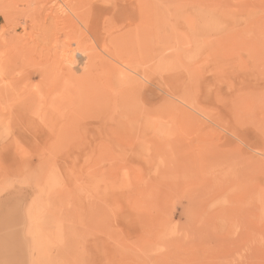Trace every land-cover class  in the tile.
I'll return each instance as SVG.
<instances>
[{
	"label": "rangeland",
	"instance_id": "1",
	"mask_svg": "<svg viewBox=\"0 0 264 264\" xmlns=\"http://www.w3.org/2000/svg\"><path fill=\"white\" fill-rule=\"evenodd\" d=\"M69 1L0 0V264H264V0H121L127 7L134 3L131 9L139 11V16L144 12L142 4H148L144 9L150 13H143L138 22L144 28L140 35L149 32L150 44L144 45L148 52L146 47L141 52L139 44L136 50L134 43L131 49L126 47L127 58L133 62L128 66L148 56L147 66L160 64L149 68L157 73L149 74L153 77L146 85L160 92L152 93L150 104L156 109L155 105L167 100L172 104L169 109L176 106L187 112L165 110L160 114L163 118L155 113L144 134L138 131L145 117L140 114L138 119L141 102L131 100L118 106V111L116 106L113 109L122 87L103 77L101 66L84 68L86 74L82 66L75 67L71 77L49 65L70 47L77 52L80 44L86 51L83 57L96 49L106 57L99 41L91 39L82 25L78 24L80 31L83 28L81 32L90 39L83 35L81 43L67 25L63 28L65 23L55 25L48 17L68 14L79 0ZM90 1V7H75L91 17L98 8L123 6L119 0ZM131 9L121 16L131 15ZM145 16L150 17L148 22ZM113 18L108 22L117 21L118 32L128 29L120 23L123 18L115 17V22ZM108 22L100 25V34L110 30ZM64 31H69L68 36ZM160 35L166 43L162 64L156 48ZM48 48L53 54H46ZM24 52H29V59ZM29 71L30 76L26 75ZM93 78H98L96 85L102 88L96 87ZM30 82L36 83L37 91L31 90ZM41 83L39 87L48 88L47 92L38 87ZM58 87L64 99L59 95L53 99ZM31 91H41L43 97L37 93L38 99ZM107 92L110 96L101 99ZM104 99L113 101L112 105L110 101L102 106ZM24 100H30V105ZM22 103L29 108L20 109L25 108ZM65 103L71 105L67 108ZM18 117L22 120H15ZM127 118L132 122L129 125ZM228 139L243 148V157L231 152ZM26 222H31L29 229Z\"/></svg>",
	"mask_w": 264,
	"mask_h": 264
},
{
	"label": "bare ground",
	"instance_id": "2",
	"mask_svg": "<svg viewBox=\"0 0 264 264\" xmlns=\"http://www.w3.org/2000/svg\"><path fill=\"white\" fill-rule=\"evenodd\" d=\"M67 1V0H66ZM71 1H72V4H74L73 3V0H70L69 2L71 3ZM76 1V0H75ZM99 1V0H98ZM115 1V0H114ZM120 2H122L121 0H119ZM123 1H125V0H123ZM128 1V0H127ZM136 1H138V0H136ZM145 2V0H142V2ZM148 1V0H147ZM146 1V2H147ZM27 2V1H26ZM33 2V1H32ZM39 2H40V0H39ZM44 2V1H43ZM61 2V1H60ZM77 2V4L75 5H71L70 7H69V13L68 14H65V15H59V14H57V13H54V14H50V15H48V17L52 20V21H54V23H55V25H56V22H62V23H65L64 25L65 26H63V28L65 27L66 28V25H67V28L69 27L70 28V34H73V35H77V39H78V42H81L82 43V41L83 42H85V39H84V37H82L83 35H86V38L88 39V36H87V34H85L84 32H81L82 30H83V28L81 29V31H80V29H79V27H78V24H80V26L82 25L86 30H87V33H88V35L90 36V37H92L91 39H94V41H96V40H98L99 41V43H100V51H102L105 55H106V57H104L100 52H98V50L96 51H92L90 54H85L84 55V57H83V51H85V50H81L80 48H82V46H81V44H80V46L78 45V48L76 47V49H77V52H75L74 51V49H71L70 50V48H69V50L67 51V49H66V51L67 52H65V53H63L62 54V56H61V58L58 56V58L59 59H55V57H53V62H51L49 65L53 68V69H55V70H57V71H62L63 73H65V75L67 74V75H69V76H74V73H75V70H77V68L79 67V66H82V68H81V71H83V73H85L86 74V70H84V68H90V67H96L97 65L98 66H101V69H102V71H103V77H106V78H108L110 81H112L113 83H114V85L115 86H120V87H122L121 89H119V90H121V92L118 94L117 93V96H118V102H114V104L112 105V103H113V101H111V103H110V105H112V108L114 109L115 107H113V106H116L117 108H116V110L117 109H119L118 108V106H120V105H122V104H124L125 102H127V101H139V102H141L140 103V105L142 104V111L140 110V111H138V116L140 117V114L142 115V114H144V119L142 120V123H141V125L139 126V132L141 133V134H144L145 132H147L148 131V129H149V124H151V120L152 119H150V117H152V116H154L155 115V113H159V116L161 117V115L160 114H162V112L164 111V112H166L167 110H169V111H177V112H179V113H182V114H186L187 112L185 111V110H183V109H180V108H176V106H173L172 108H170L169 109V105L171 104V103H169L167 100H165L164 98V100L165 101H161L160 103H156L157 102V100H156V102H155V104H157V106L155 105V107H157L156 109H154V107H153V105L154 104H150L151 103V99H154L153 97H152V93H155L156 91H154L155 89H153V88H151V87H149L148 85H146V83L147 82H151V79H150V76H152L153 77V75H149V74H153V72H154V70L153 71H151L152 69V67H156V66H160V64L159 63H157L158 65H156V66H152V67H150V66H147L148 64H145L150 58H149V56L147 57V58H141V60L138 62V63H135V65L134 66H128V65H132V63L133 62H131V61H129L128 60V53H129V49L127 48V47H130V49L132 48V46H133V44H131V43H134V49H135V45H140V48L138 47V49H140L141 50V47H142V50H141V52L143 51V48H145L146 46H144V45H147V44H150L149 42H148V40H149V32H148V34L146 35V34H142L143 35V37H140V36H142V35H140L139 34V31H140V25L138 24V22H139V19L140 18H142L143 16V13L144 14H146V12L147 13H150V12H148V11H146V7H148V4L146 3V4H142L143 5V11L144 12H142V10L140 11V12H142V15H140L139 16V11H134L133 9H131V8H134L133 7V5H134V3H133V5H132V7L131 6H129V7H127V6H125V5H123V2L121 3L123 6L121 7V5H117V3L116 4H113V6H111V7H108L109 9H102V8H98L99 10H97V11H93L92 13H93V16H88L87 14H88V12L87 13H85L86 11H84L83 10V12H81V11H79L78 10V5L79 4H87V5H89V7H90V3H91V1L90 0H79V1H76ZM97 2V1H96ZM109 2V1H108ZM107 2V3H108ZM113 2V1H112ZM111 2V3H112ZM129 2V1H128ZM62 3H63V1H62ZM93 3V2H92ZM100 3V2H99ZM126 3V2H125ZM58 4H60V3H58ZM94 4H95V2H94ZM127 4V3H126ZM129 4H131V2L129 3ZM139 4V3H138ZM70 5V4H69ZM107 5V4H106ZM144 5H146V7L144 6ZM75 6H77V7H75ZM81 5H79V7H80ZM99 6H101L100 4H99ZM103 6V5H102ZM47 7V6H46ZM65 7L67 8V4L65 5ZM82 7V6H81ZM84 7H86V6H84ZM97 7H98V4H97ZM144 7L146 8V9H144ZM61 8V7H60ZM64 8V7H63ZM77 8V9H76ZM106 8V7H105ZM136 8H137V6H136ZM135 8V9H136ZM41 9V8H40ZM82 9H83V7H82ZM128 9H131L132 10V12L130 13L131 15H129L128 17H129V19H128V17L126 16V14H129L128 12L127 13H125L124 15H122V16H124V17H127L126 19H127V21L128 22H125V20L126 19H124V17H122L121 16V14H122V12L124 11V12H126L125 10H128ZM63 10V9H62ZM94 10V9H93ZM59 11V10H58ZM65 11V10H64ZM134 11V12H133ZM68 12V11H67ZM123 12V13H124ZM95 13V14H94ZM166 13V12H165ZM159 14V13H158ZM162 15H163V13H161ZM160 14V15H161ZM166 15V14H165ZM115 18V17H117V18H119V17H121V19L123 18L124 20H120V23H121V25H123L125 28H128V29H126V30H124V31H122L123 29H121L120 27V32H118L119 30L117 29V27H116V25H115V23L117 22H115V20H117V19H114L113 17ZM147 16V15H146ZM145 16V21L144 22H148L149 20L147 19V18H149L150 19V17H146ZM151 16V15H150ZM159 15H156V17H158ZM155 17V18H156ZM162 17H164V16H162ZM161 17V18H162ZM111 18H113L114 19V21L113 22H115L114 24L112 23V24H110L111 22H108V21H111ZM160 18V19H161ZM48 19V18H47ZM112 19V20H113ZM120 19V18H119ZM156 19H154V23L156 22L155 21ZM157 20H158V18H157ZM165 20H166V18H165ZM165 20H164V22H163V24L165 23ZM140 21H142V20H140ZM162 21H163V19H162ZM100 22V23H99ZM103 22V24H101ZM109 23V25L108 24H106V27H108V26H110L111 25V28H110V30H108L107 29V31L104 33V34H100V30H99V28H100V25L102 26V25H104V23ZM157 22H159V20L157 21ZM143 23V22H142ZM160 23V26L162 25V22L160 21L159 22ZM61 24V23H60ZM59 24V25H60ZM148 25H149V23H147ZM156 24V23H155ZM154 24V25H155ZM58 25V24H57ZM119 24H117V26H118ZM142 25V24H141ZM146 25V24H145ZM144 25V26H145ZM151 25V24H150ZM157 25H159V24H157ZM81 26V27H82ZM147 26V25H146ZM163 26H165V24L163 25ZM162 26V27H163ZM56 27V26H55ZM104 27V26H103ZM123 27V28H124ZM159 27V26H158ZM191 28H192V25L190 26ZM60 28V27H59ZM105 28V27H104ZM104 28H102V29H104ZM146 29H147V27H145ZM61 29V28H60ZM60 29H59V31H60ZM142 29H144L143 27H142ZM141 29V30H142ZM162 29V28H161ZM163 29H164V27H163ZM193 29V28H192ZM64 30H66V29H64ZM118 30V31H117ZM153 30H155V29H153ZM191 30V29H190ZM68 31V32H69ZM144 30H142V32H143ZM149 31H150V29H149ZM65 32V31H64ZM63 32V33H64ZM68 32H65L66 33V35H67V33ZM104 32V31H103ZM138 32V33H137ZM141 32V33H142ZM161 32V31H160ZM56 33V32H55ZM62 33V32H61ZM102 33V32H101ZM146 33V32H145ZM60 34V33H59ZM69 34V33H68ZM160 34V33H159ZM162 34V33H161ZM55 35V34H54ZM58 35V34H57ZM63 35V34H62ZM65 35V34H64ZM144 35H146V37L144 36ZM163 35V34H162ZM162 35H160L161 36V38H162ZM68 36V35H67ZM160 36H156L157 38H158V42H160V43H158L159 44V46L158 47H156L157 49H159V52H158V55H160V58L158 57L157 59H159V62H161V64H162V62H164V55H163V53H162V51H163V49H164V43H165V40L163 39V38H165L164 36H163V38H162V40L160 39V41H159V37ZM59 37V36H58ZM63 37V36H62ZM73 37V36H72ZM149 37V38H148ZM155 39H157L155 36H153ZM20 39H22V38H20ZM55 39H56V37H55ZM63 39H65V41L67 40L66 38H63ZM86 39V40H87ZM90 39V38H89ZM88 39V40H89ZM70 40H71V38H70ZM87 40V41H88ZM54 40H52V42H53ZM59 41H60V39H59ZM73 41V40H72ZM76 41V39H74V42ZM93 41V40H92ZM202 41V40H201ZM56 42H57V40H56ZM64 42V41H63ZM146 42V43H145ZM151 43H152V41H150ZM60 43V42H59ZM62 43V42H61ZM60 43V44H61ZM77 43V42H76ZM89 43V42H88ZM25 44V43H24ZM26 44H27V42H26ZM53 44L55 45V43L53 42ZM59 44V45H60ZM77 44H79V43H77ZM76 44V45H77ZM87 44V43H86ZM126 44H127V47H126ZM157 44V45H158ZM166 44V43H165ZM61 45H63V43L61 44ZM65 45H67V44H65ZM72 45V44H71ZM152 45V44H151ZM88 46H90V45H88ZM88 46H87V48H88ZM99 46V45H98ZM148 46V45H147ZM45 47V46H44ZM51 47V46H50ZM53 47V46H52ZM64 47V46H63ZM151 47V46H150ZM26 48H28V47H26ZM26 48H25V50H26ZM30 49H31V47H29ZM33 48H36V47H33ZM54 48V47H53ZM74 48V47H73ZM93 48V47H92ZM190 47H188V49H189ZM194 48H196V47H194ZM38 50H41L40 48H37ZM45 49V48H44ZM49 49V51L47 52L46 51V54L48 55L49 53H50V55H51V52H52V50H50V48H48ZM47 49V50H48ZM60 49V48H59ZM59 49H58V51H59ZM79 49V50H78ZM94 49V48H93ZM150 49V48H149ZM35 50V49H34ZM43 50V49H42ZM41 50V51H42ZM57 50V49H56ZM61 50H62V48H61ZM81 50V51H80ZM136 50V49H135ZM145 50H147V52H148V49H147V47L145 48ZM152 50V49H151ZM165 50V49H164ZM195 50H197V49H195ZM195 50L193 51V52H195ZM198 50H200L199 48H198ZM24 51V50H23ZM31 50H29V52H30ZM37 51V50H36ZM35 51V52H36ZM54 51V50H53ZM87 51H88V49H87ZM188 51H190V50H188ZM16 52V51H15ZM20 52V51H19ZM27 52V51H26ZM29 52L27 53V55L25 54V52H24V54L26 55V57H28V59H29ZM32 52V51H31ZM44 52V51H43ZM62 52H63V50H62ZM86 52V51H85ZM139 52V51H138ZM184 52H186L185 50H184ZM191 52V51H190ZM190 52H188L189 53V55H192V57H193V55H194V57H196L195 56V54H190ZM200 52V51H199ZM198 52V53H199ZM133 53V52H132ZM136 53V52H135ZM145 53V52H144ZM155 53V52H154ZM197 53V52H196ZM16 54H19L18 52L16 53ZM31 54V53H30ZM44 54H45V52H44ZM52 54H53V52H52ZM59 54V53H58ZM134 54V53H133ZM155 54H157V53H155ZM13 55H15L14 53H12V57H13ZM20 55H22V54H20ZM24 55V56H25ZM32 55V54H31ZM39 55V54H38ZM138 55V54H137ZM142 55H143V53H142ZM197 55V54H196ZM17 56V55H16ZM24 56H22L23 58H24ZM54 56H57V55H54ZM78 56V57H77ZM79 56L81 57H83V58H79ZM133 56V55H132ZM132 56H130L131 57V59L133 58ZM144 56H145V54H144ZM156 56V55H155ZM167 56V55H166ZM15 57V56H14ZM18 57H19V55H18ZM21 57V58H22ZM42 58H43V55L41 56ZM142 57V56H141ZM153 57V56H152ZM157 57V56H156ZM31 58H32V56H31ZM44 58H45V55H44ZM48 58H51V56H48ZM139 58H140V55H139ZM11 59H13V58H11ZM14 59H16V57L14 58ZM19 59H20V57H19ZM135 60L137 59V58H134ZM165 59H167V57L165 58ZM191 59V61L193 60L192 58H190ZM24 60L25 61H27V59L26 58H24ZM33 60V62H34V58L33 59H31V61ZM38 60H41L42 61V59H38ZM46 60V59H45ZM51 60V59H50ZM152 60H154V59H152L151 58V61ZM16 61V60H15ZM18 61V60H17ZM46 61H48V60H46ZM85 61V62H84ZM137 61V60H136ZM167 61V60H166ZM165 61V62H166ZM23 62V61H22ZM37 63H39V62H36V64ZM41 63V62H40ZM46 62H44V64H45ZM148 63V62H147ZM149 63H150V60H149ZM35 63H34V65L33 66H35L36 65ZM42 64H43V61H42ZM41 64V66H43ZM142 64H145V65H143L142 66ZM38 65H40V64H38ZM48 65V63H47V66H49ZM49 66V67H50ZM97 66V67H98ZM145 66H147L146 68H145ZM44 67V66H43ZM75 67H77V68H75ZM163 67H164V64H163ZM37 67H35V69H36ZM46 68V67H45ZM99 68V67H98ZM151 70H150V69ZM34 68H31V71L33 70ZM78 69H80V68H78ZM163 69V68H162ZM164 69H166V68H164ZM38 70H40V69H38ZM149 70L151 71V73L149 72ZM155 70L156 71H158L156 68H155ZM31 71H29V73L28 74H26V75H29L30 76V73H31ZM34 71V70H33ZM45 71H46V69H45ZM97 71V70H96ZM99 71H100V69H99ZM98 71V72H99ZM164 71V73L166 72L165 70H163ZM14 72V71H13ZM52 73H53V71H51ZM91 72V71H90ZM93 72V71H92ZM91 72V73H92ZM9 73V72H8ZM8 73H7V76H8ZM34 73H35V71H34ZM40 73H41V71H40ZM46 73V72H45ZM57 73V72H56ZM61 73V72H60ZM82 73V72H81ZM88 73H89V71H88ZM155 73V72H154ZM157 73V72H156ZM155 73V74H156ZM163 72H162V74H164ZM195 73V72H194ZM6 74V73H5ZM54 74V73H53ZM53 74H51V76H50V78H49V80H52V75ZM90 74V73H89ZM95 74V73H94ZM93 74V75H94ZM101 74V75H102ZM13 75H15V74H13ZM24 76V78L25 77H27V76ZM43 75V74H42ZM45 75H48V74H45ZM50 75V74H49ZM66 75V76H67ZM196 75V74H195ZM20 76V75H19ZM84 76L85 75H82V77H83V79H84ZM155 76V75H154ZM157 76H159V73L157 74ZM157 76H155V77H157ZM192 76V75H191ZM190 76V77H191ZM42 76H40V79H42L41 78ZM45 77V76H44ZM54 77H56L55 75H54ZM97 77V76H96ZM163 77V76H162ZM196 77V76H195ZM195 77H194V79H195ZM47 78V77H46ZM61 78V77H60ZM69 78V77H68ZM15 79V78H14ZM21 79V78H20ZM26 79V78H25ZM27 79H29V77L27 78ZM39 79V80H40ZM45 79V78H44ZM44 79H43V81H44ZM59 79V78H58ZM62 79V78H61ZM65 78H63L62 80H64ZM94 79V78H93ZM98 78H96V79H94V80H96L95 81V85H96V82H98L99 80H97ZM150 79V80H149ZM159 79L161 80V78L159 77ZM163 79V78H162ZM190 79V78H189ZM10 80V79H9ZM13 80V79H12ZM16 80V79H15ZM14 80V81H15ZM72 80V79H71ZM91 80H92V78L90 79V82H91ZM152 80H153V78H152ZM196 80V79H195ZM199 80V79H198ZM11 81V80H10ZM23 80H20L19 82H22ZM25 81H27V80H25ZM34 81V80H33ZM41 81V80H40ZM43 81H42V83H43ZM47 81H48V79H47ZM56 81V80H55ZM67 81V80H66ZM101 81H102V79H101ZM164 81V80H163ZM162 81V82H163ZM190 81V80H189ZM194 81V80H193ZM192 81V82H193ZM17 82V81H16ZM15 82V83H16ZM37 82V81H36ZM45 82V85H46V80L44 81ZM64 81H62V83H63ZM89 82V83H90ZM157 82L159 83V81L157 80ZM191 82V83H192ZM196 82V81H195ZM11 83H13L12 81H11ZM22 83H24V82H22ZM30 83H32V82H30ZM30 83H29V85H30ZM34 83V82H33ZM33 83H32V86L30 85V88L31 87H33ZM37 83H39V82H37ZM42 83H41V85H38V87L39 86H41L42 87ZM50 83V85H51V81L49 82ZM68 83V82H67ZM154 83V82H153ZM164 83V82H163ZM191 83H190V85H191ZM201 83V82H200ZM155 84V83H154ZM13 85H14V83H13ZM17 85L19 86V83L17 82ZM34 85H36V83H34ZM49 85V86H50ZM57 85V83H55V86ZM101 85H102V83H101ZM15 86V85H14ZM27 86V85H26ZM48 86V87H49ZM53 86V85H52ZM51 86V90H52V88H54V86L52 87ZM73 86V85H72ZM91 86V85H90ZM89 86V87H90ZM99 86V85H98ZM156 86H157V84H156ZM163 86V85H162ZM165 86V85H164ZM189 86V85H188ZM198 86V85H197ZM196 86V87H197ZM13 87V86H12ZM36 87H37V85H36ZM74 87H75V85H74ZM86 87V86H85ZM87 87H88V85H87ZM86 87V89H88ZM96 87H97V85H96ZM171 87V86H170ZM185 87V86H184ZM187 87V86H186ZM194 87V86H193ZM40 88V87H39ZM59 88V87H58ZM61 88H62V85H61ZM61 88H59V93L57 94V95H55V94H53V95H51L52 93H50L49 95L51 96V98H52V96L54 97L53 99H55L56 100V98H55V96L56 97H58V95H59V98L60 99H64V98H62V96H60L62 93H60V92H62L63 90L61 89ZM64 88V87H63ZM91 88H93V87H91ZM97 88H102V86L100 87H97ZM96 88V89H97ZM124 88V89H123ZM162 88V87H161ZM164 88V87H163ZM166 88V87H165ZM191 88V87H190ZM24 89V88H23ZM33 89L34 90H36V88H34L33 87ZM41 89V88H40ZM42 89H46L44 86H43V88ZM41 89V90H42ZM48 89V88H47ZM47 89L45 90L46 92H47ZM50 89V88H49ZM78 89V88H77ZM168 89V88H167ZM166 89V90H167ZM192 89V88H191ZM17 90H18V88H17ZM31 90H32V88H31ZM60 90H62V91H60ZM75 90H76V88H75ZM75 90H74V92H75ZM102 90V89H101ZM101 90L100 89H98V91H100L101 92ZM122 90H124L123 92H122ZM158 90V89H157ZM186 90V89H185ZM196 90V89H195ZM7 91V90H6ZM25 91V90H24ZM27 91H28V89L26 90V92H24L25 94L27 93ZM37 91V90H36ZM43 91V90H42ZM44 91V92H45ZM55 91H56V89H55ZM71 91V90H70ZM91 91V90H90ZM104 91V90H103ZM177 91V90H176ZM193 91H194V89H193ZM31 92H34L35 94H33L34 96L35 95H37L36 97L38 98V96H40L39 94H41V93H43V92H41V91H39V92H35V91H31ZM41 92V93H40ZM57 92V91H56ZM56 92H54V93H56ZM99 92V93H100ZM115 92V91H114ZM117 92V91H116ZM159 91H157L156 93H158ZM163 92V91H162ZM189 92V91H188ZM196 92H197V90H196ZM6 93V92H5ZM23 93V94H24ZM37 93H39V94H37ZM49 93V92H48ZM71 93H73V92H71ZM76 93H77V91H76ZM75 93V94H76ZM84 94H85V92H83ZM98 93V92H97ZM98 93V94H99ZM106 93V92H105ZM105 93H103L102 94V96H101V99H102V97H104L105 95H108V96H110L109 94H108V92H107V94H105ZM160 93V92H159ZM173 93V92H172ZM18 94H20V93H18ZM74 94V95H75ZM137 94V95H136ZM167 94H169L168 92H167ZM166 94V95H167ZM31 96L30 97H32V94H30ZM44 95V94H43ZM64 95H66L65 93H64ZM63 95V96H64ZM69 95V94H68ZM72 95V94H71ZM81 95V94H80ZM100 95V94H99ZM185 95V94H184ZM78 96V94L75 96V97H77ZM161 96V95H160ZM160 96H159V98H160ZM165 96V95H164ZM181 96V95H180ZM189 96V95H188ZM23 97H24V95H23ZM25 97H26V95H25ZM24 97V98H25ZM41 97H43L42 96V94H41ZM71 99H72V97L71 96H69ZM82 97L84 98V97H87V96H83L82 95ZM92 97V96H91ZM94 97H95V95H94ZM93 97V98H94ZM99 97V96H98ZM163 96H161V98H162ZM173 97H175V96H173ZM177 97V96H176ZM175 97V98H176ZM34 98V97H33ZM32 98V99H33ZM37 98L35 99L34 98V100L36 101L37 100ZM40 98V97H39ZM38 98V99H39ZM46 98H48V97H46ZM50 98V97H49ZM48 98V99H49ZM51 98L48 100V102L49 101H51ZM59 98L57 99V100H59ZM74 98V97H73ZM79 98V97H78ZM88 99H89V97H87ZM87 98H84V99H87ZM108 98V97H107ZM110 98V97H109ZM160 98V99H161ZM165 98H167L166 96H165ZM177 98H179L180 99V97H177ZM13 99V98H12ZM21 99V98H20ZM26 99V98H25ZM41 99V98H40ZM66 99H68V96H67V98ZM65 99V100H66ZM77 99V98H76ZM75 99V100H76ZM87 99V100H88ZM158 99V98H157ZM168 99V98H167ZM31 100V99H30ZM30 100H27L28 102L30 101ZM34 100H32L31 102L33 103V102H35ZM97 101V99H94V101ZM106 99H104L103 101H104V103H102V101L100 102V103H102V106H106V105H108L109 103L108 102H110V101H108V100H106ZM181 100V99H180ZM191 100V99H190ZM18 101H20V100H18ZM22 101V100H21ZM25 101V100H24ZM27 101H25L24 103H28ZM38 101V100H37ZM36 101V102H37ZM42 100H40V102H41ZM43 101H44V99H43ZM42 101V102H43ZM74 101V100H73ZM78 101H80V100H78ZM77 101V102H78ZM88 101H91L90 99L88 100ZM95 101V102H96ZM155 101V100H154ZM35 102V103H36ZM39 102V101H38ZM47 102V103H48ZM51 102H53V101H51ZM69 102V101H68ZM85 102H86V100H85ZM84 102V104L87 106L89 103H85ZM95 102H94V104H95ZM31 103V105H33ZM46 103V102H45ZM50 103V102H49ZM48 103V104H49ZM58 103V102H57ZM56 103V104H57ZM64 103V102H63ZM73 103V102H72ZM100 103L98 104V102H97V104L99 105L98 107H100L101 105H100ZM118 103V104H117ZM153 103V102H152ZM21 103H19V105H20ZM23 104V103H22ZM37 104V103H36ZM44 104V103H43ZM52 104V103H51ZM59 104V103H58ZM57 104V106H56V108L59 106ZM66 104V103H65ZM65 104H64V106H65ZM76 104V103H75ZM78 105H79V102L77 103ZM77 104L75 105L76 107H77ZM81 104L82 103H80V106H81ZM93 104V105H94ZM126 104V103H125ZM129 104V103H128ZM139 104V103H138ZM16 105V104H15ZM17 105H18V103H17ZM27 105V104H26ZM29 105H30V102H29ZM28 105V106H29ZM39 105V104H38ZM67 105V104H66ZM69 105H71V103L70 104H68L67 105V108H68V106ZM73 105V104H72ZM172 105V104H171ZM23 107H25V108H20V109H22L23 111H24V109H28L29 107H27L26 108V106H24V104L22 105ZM21 106V107H22ZM37 105H35V107H36ZM50 105H48L47 107H49ZM53 105H51V107H52ZM55 106V105H54ZM64 106H60V107H64ZM75 106H73L72 108H75ZM85 106V107H86ZM123 106H125V105H123ZM40 107H42L41 105H40ZM45 107V106H44ZM43 107V108H44ZM47 107H45L46 108V110L48 109ZM51 107H50V109H51ZM71 107V106H70ZM69 107V108H70ZM15 108H18L19 109V106L18 107H15ZM45 108L43 109V111H46L45 110ZM66 108V109H67ZM72 108H70L71 110H72ZM78 108V107H77ZM77 108H76V110H77ZM82 108H84V106L82 107ZM97 108V107H96ZM108 108V107H107ZM125 108H126V106H125ZM128 108V107H127ZM195 108V107H194ZM36 109H38L40 112H41V108L39 109L38 107H36ZM36 109H35V112H33L36 116H37V114H39V112L38 113H36L37 111H36ZM79 109V108H78ZM90 109V108H89ZM121 109H122V107H121ZM25 110V111H26ZM33 110V109H32ZM49 110V109H48ZM54 110H56V109H54ZM58 110H60V109H58ZM57 110V111H58ZM63 110V109H62ZM70 110V111H71ZM103 110H104V112H106L105 111V109L103 108ZM109 110V109H108ZM110 110H111V108H110ZM115 110V111H116ZM166 110V111H165ZM14 111H17V110H14ZM52 111H53V108H52ZM52 111H50V112H52ZM79 112H80V110H78ZM90 111V110H89ZM111 111H114V110H111ZM118 111V110H117ZM18 112V111H17ZM16 112V113H17ZM30 112V111H29ZM49 112V111H48ZM49 112V113H50ZM61 112V111H60ZM59 112V113H60ZM71 112H73V111H71ZM83 112V111H82ZM84 112H85V110H84ZM176 112V113H177ZM14 113V112H13ZM15 113V114H16ZM19 113H22L23 114V112H19ZM19 113H17L18 114V116L20 117L21 115H19ZM33 113H30L31 115L33 114ZM42 113V112H41ZM40 113V114H41ZM44 114H45V112H43ZM53 113H56V111H54ZM58 113V114H59ZM62 113H64L65 114V116H67V114H68V110H67V114L65 113V111H63V112H61V114ZM77 113V112H76ZM29 114V113H28ZM61 114H59L60 115V118H61ZM75 114V113H74ZM74 114L73 113H69V115H73L74 116ZM80 114V113H79ZM87 114V113H86ZM85 114V117L87 116ZM120 114V112L118 113V115ZM164 114V113H163ZM167 114V113H166ZM34 115V116H35ZM49 116H50V114H48ZM52 115V114H51ZM54 115V114H53ZM52 115V116H53ZM76 115V114H75ZM90 116H93L92 114H89ZM95 115V114H94ZM98 115V114H97ZM102 115V114H101ZM112 115V114H111ZM115 115H116V113H115ZM131 115V114H130ZM211 115V114H210ZM33 115L32 116H30V117H32V119H33V117H34ZM51 116V117H52ZM65 116H63V117H65ZM123 116V115H122ZM126 116V115H125ZM138 116L136 115V116H134L133 118H135L136 120H137V118H138ZM143 116V115H142ZM156 116V115H155ZM7 117V116H6ZM15 117H17V116H14V118ZM19 117H18V119H15V120H22L21 118L19 119ZM25 117H27L26 119L28 120V118H29V116H26L25 115ZM39 117V116H38ZM69 117V116H68ZM77 117V116H76ZM101 117V116H100ZM112 117V116H111ZM114 117V116H113ZM119 117V116H118ZM117 117V118H118ZM121 117V116H120ZM129 117V116H128ZM164 117H166V116H164ZM185 117V116H184ZM212 117V116H211ZM47 118V117H46ZM50 118V117H49ZM65 118H67V117H65ZM65 118H63V119H65ZM116 118V117H115ZM155 118V117H154ZM161 118H163V117H161ZM31 119V118H30ZM75 119V118H74ZM80 119V118H79ZM120 119H122V117L120 118ZM129 119H131V120H133L132 119V116H131V118H129ZM138 119H140L141 120V117L140 118H138ZM10 120V119H9ZM67 120V119H66ZM69 120V119H68ZM73 120V117H71V121ZM78 120V119H77ZM76 120V121H77ZM81 120V119H80ZM98 120V119H97ZM96 120V121H97ZM130 120V121H131ZM18 121V122H19ZM24 121V120H23ZM32 121V120H31ZM70 121V120H69ZM75 121V120H74ZM73 121V122H74ZM126 121H127V124H128V122H130L129 120H128V118L126 119ZM125 121V122H126ZM133 121H135V120H133ZM214 121V120H213ZM6 122V121H5ZM9 122V121H8ZM22 122V121H21ZM26 122V121H25ZM34 122V121H33ZM58 122V121H57ZM64 122H66V121H64ZM64 122H63V124H64ZM82 122V121H81ZM119 122V121H118ZM136 122V121H135ZM138 122V121H137ZM155 122V121H154ZM215 122H218V121H215ZM23 123V122H22ZM27 123H28V121H27ZM26 123V124H27ZM30 123V122H29ZM32 123V122H31ZM27 124L28 126H32L33 127V124ZM72 123V122H71ZM79 123V122H78ZM130 123H132V122H130ZM134 123V122H133ZM224 123V122H223ZM19 125H20V122L18 123ZM25 124V123H24ZM35 124V123H34ZM55 124V123H54ZM83 124V123H82ZM119 124H121V122L119 123ZM126 124V125H127ZM218 124V123H217ZM10 125V124H9ZM8 125V126H9ZM27 125H26V127L25 128H27ZM37 125V124H36ZM56 125H58V124H56ZM69 125V124H68ZM78 124L76 123V126H77ZM118 125V124H117ZM123 125H125V124H123ZM123 125H122V127H123ZM126 125H125V127H126ZM129 125V124H128ZM55 125H53V126H50V127H54ZM73 126V125H72ZM75 126V125H74ZM83 126V125H82ZM138 126V125H137ZM136 126V128L138 129V127ZM154 126H155V124H154ZM43 127V126H42ZM45 127V126H44ZM57 127V126H56ZM59 127H60V124H59ZM61 127H63V126H61ZM60 127V128H61ZM64 127H65V125H64ZM112 127V126H111ZM11 128V127H10ZM36 128H37V126H36ZM69 128H71V127H69ZM78 128V127H77ZM110 128V127H109ZM109 128H108V130H109ZM117 128H119V127H117ZM124 128V127H123ZM127 128V127H126ZM125 128V129H126ZM133 128V127H132ZM29 130L31 129L32 130V128L31 127H29L28 128ZM47 129V128H46ZM62 129H65V128H62ZM114 129H116L115 127H114ZM137 129H135V130H137ZM154 129V128H153ZM29 130H27V131H29ZM30 130V131H31ZM36 130V129H35ZM35 130H33V131H35ZM39 130H40V128H39ZM49 130H52L53 131V128L51 129V128H49ZM56 130H57V128H56ZM69 130V129H68ZM124 130V129H123ZM211 130V129H210ZM42 131V130H41ZM70 131V130H69ZM209 131V130H208ZM232 131V130H231ZM32 132V131H31ZM109 133H110V131H108ZM135 132V131H134ZM159 132V131H158ZM161 132V131H160ZM113 133V132H112ZM209 133V132H208ZM56 134H57V132H56ZM115 134V133H114ZM210 134V133H209ZM111 135V134H110ZM117 135H121V134H118L117 133ZM123 135V134H122ZM203 135H206V134H203ZM202 135V136H203ZM213 135V134H212ZM244 135V137H245V134H243ZM106 136V135H105ZM210 136V135H209ZM105 138V137H104ZM107 138V137H106ZM105 138V139H106ZM106 141H108V140H106ZM228 142H232V141H230L229 139L227 140ZM109 143V142H108ZM212 143V142H211ZM210 143V144H211ZM209 144V145H210ZM230 144V143H229ZM232 144H233V142H232ZM231 144V146H230V148L232 149V151L231 152H239V153H241V155H242V152L244 151L243 150V148H241L240 146H238V145H236V144H233L232 145ZM104 146V145H103ZM212 146L214 147V144L212 143ZM206 147V146H205ZM211 147V146H210ZM250 148H251V146H249ZM239 149V151H238V149ZM22 149V148H21ZM216 149V148H215ZM219 150V149H218ZM223 150H226V149H223ZM213 151H214V149H213ZM217 151V150H216ZM228 151H229V149H228ZM228 151H226V152H228ZM234 152H233V154H234ZM235 155V154H234ZM237 155V154H236ZM241 157H243V155L241 156ZM241 157H240V159H241ZM242 161V160H241ZM8 194V193H7ZM28 199V198H27ZM29 200V199H28ZM30 201H32V200H30ZM31 222H26V226H27V229H29L31 226L29 225Z\"/></svg>",
	"mask_w": 264,
	"mask_h": 264
}]
</instances>
